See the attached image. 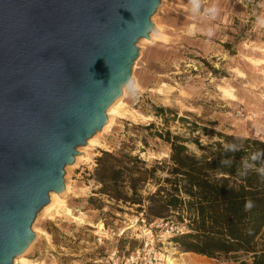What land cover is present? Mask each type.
<instances>
[{"label":"rangeland","instance_id":"rangeland-1","mask_svg":"<svg viewBox=\"0 0 264 264\" xmlns=\"http://www.w3.org/2000/svg\"><path fill=\"white\" fill-rule=\"evenodd\" d=\"M216 2L220 13L209 20L190 9L189 0H160L151 17L160 37L136 44L126 112L98 135L102 146L78 150V164L65 167L72 215L37 213L25 254L31 264H124L130 257L134 264H170L169 258L174 264H234L183 252L172 241L183 228L162 220L147 225L136 206L102 195L95 175L103 151L161 165L173 136L196 154L197 143L225 144L216 133L264 143L254 134L264 131V27L257 24L264 0ZM210 27L212 37L206 35ZM155 189L147 184L141 194Z\"/></svg>","mask_w":264,"mask_h":264},{"label":"water","instance_id":"water-1","mask_svg":"<svg viewBox=\"0 0 264 264\" xmlns=\"http://www.w3.org/2000/svg\"><path fill=\"white\" fill-rule=\"evenodd\" d=\"M160 0H0V264L107 121Z\"/></svg>","mask_w":264,"mask_h":264},{"label":"trees","instance_id":"trees-1","mask_svg":"<svg viewBox=\"0 0 264 264\" xmlns=\"http://www.w3.org/2000/svg\"><path fill=\"white\" fill-rule=\"evenodd\" d=\"M216 135L225 144L197 143L201 154L179 137H168L171 153L161 165L103 151L95 169L100 193L136 206L147 225L162 220L183 228L172 238L183 252L234 264H264V143ZM147 184L156 189L143 197ZM249 201L252 207L246 209Z\"/></svg>","mask_w":264,"mask_h":264},{"label":"bare ground","instance_id":"bare-ground-1","mask_svg":"<svg viewBox=\"0 0 264 264\" xmlns=\"http://www.w3.org/2000/svg\"><path fill=\"white\" fill-rule=\"evenodd\" d=\"M158 31H159V27L157 25L156 27H154V30L152 31V33L150 32L149 38L148 39L143 38L142 42L143 41L144 42H150V41L155 40L156 38L158 39V37H160V35L158 34ZM130 85H133V78L132 79L130 78L128 83L123 87L122 93L119 96V98L108 108V110L106 112L107 121H106V124L104 125V127L102 128L101 132L93 135L90 139H88L87 144L85 146L79 147L78 148L79 152L82 151L83 149L87 150L88 148H92L94 146H102L98 141V135L100 133H102L103 131L109 129L112 126V123L114 122V119L116 117H119V116L121 117L126 112L124 110L123 96L125 95V89L127 87H129ZM81 158H82L81 156H76L74 163L71 164L72 166L68 167V165H67V168L73 167L76 164H78V162L80 161ZM85 159L86 160L89 159L87 152H86V158H84V160ZM69 190H70V186H69V184L66 183L65 188L61 193L51 192L49 194V203L41 209V212L45 213L49 216V215H52L54 213L58 214L61 211H63V212H66L68 215L71 216L72 213H71L70 209L68 207H66V204H65V198H66L65 196L69 192ZM76 219H78V218H76ZM37 232H38V230H37ZM30 246H31V244L29 245V247ZM27 250L22 255L15 258L13 260L12 264H31L28 261V259L25 258V254H26ZM172 255H174V253L170 254L169 256H172ZM169 256H168V258H169ZM168 261L170 264H174V259L169 258Z\"/></svg>","mask_w":264,"mask_h":264},{"label":"clouds","instance_id":"clouds-1","mask_svg":"<svg viewBox=\"0 0 264 264\" xmlns=\"http://www.w3.org/2000/svg\"><path fill=\"white\" fill-rule=\"evenodd\" d=\"M188 7L199 13L200 16H204L209 20H215L220 13V7L216 0H210L207 5H205V0H189ZM257 24L261 27H264V16L257 17ZM206 35L208 37H212L214 35V31L211 27L208 28ZM251 207L252 204L250 201L246 203V209Z\"/></svg>","mask_w":264,"mask_h":264},{"label":"built area","instance_id":"built-area-1","mask_svg":"<svg viewBox=\"0 0 264 264\" xmlns=\"http://www.w3.org/2000/svg\"><path fill=\"white\" fill-rule=\"evenodd\" d=\"M260 140L264 141V131H255L254 133ZM124 264H134V259L132 257L126 259L125 263Z\"/></svg>","mask_w":264,"mask_h":264}]
</instances>
